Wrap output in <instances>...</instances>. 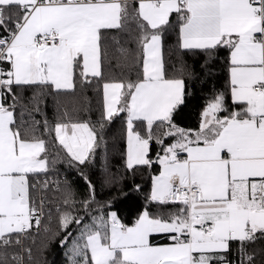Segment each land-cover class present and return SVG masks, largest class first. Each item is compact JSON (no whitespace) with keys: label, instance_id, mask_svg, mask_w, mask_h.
<instances>
[{"label":"snow or ice","instance_id":"6c2138e0","mask_svg":"<svg viewBox=\"0 0 264 264\" xmlns=\"http://www.w3.org/2000/svg\"><path fill=\"white\" fill-rule=\"evenodd\" d=\"M131 25L136 77L105 81L106 33L131 34ZM171 32L181 51L227 52V90L205 100L195 128L176 123L191 93L183 76L167 72ZM93 84L103 97L95 122H73L67 112L54 125L35 119L45 97L58 104ZM116 119L124 125L125 171L159 166L147 192L141 184L121 189L125 199L142 200L128 224L111 200L92 208L96 186L81 171L96 163ZM46 135L88 188L83 215L71 191L62 201L68 264H255L246 246L264 239V0H0V264L32 259L31 248L8 250L38 235L45 217L44 197L34 200L32 191L46 192L50 182L32 180L57 162Z\"/></svg>","mask_w":264,"mask_h":264},{"label":"trees","instance_id":"16d2710c","mask_svg":"<svg viewBox=\"0 0 264 264\" xmlns=\"http://www.w3.org/2000/svg\"><path fill=\"white\" fill-rule=\"evenodd\" d=\"M135 6V0L130 1ZM131 34H121L116 31L106 33L107 55L104 59V77L105 81L120 80V79H135L136 69L133 67V57L136 53V44L133 38L137 35V30L134 25L130 26ZM118 40L120 43L115 44L113 40ZM123 47L129 50V55L122 54L118 49ZM225 50H219L212 58L202 52L181 51L176 47L175 32L169 33L165 38L164 44V59L169 76H183L186 80L187 88L191 96L187 105L182 108L176 116V123L184 128H195L198 126L199 112L205 103V100L211 96L213 92H226L228 82V70L226 67ZM104 81H101L102 84ZM25 97L32 95L31 90L24 92ZM102 91H97L96 84L91 87L81 90L77 88L75 93L62 95L58 98V104L54 103L52 97H45L42 104L43 115H35L36 120H43L45 117L50 124H55L57 121H64V113L73 122H82L91 120L95 122L100 116L102 110ZM27 103V100L25 101ZM226 104L231 108L230 97H226ZM31 105H29V108ZM28 120V117H25ZM115 123H123L122 119H116L110 125H107L103 132V141L96 151V163L87 168H82L81 171L87 175L92 183L96 186V201L92 208L96 209L105 202L111 200L113 207L110 210L117 211L121 220L128 224L135 217L136 208L142 200L137 201L132 198L125 199L121 193L128 192L133 184H141L144 191L147 192L150 188L149 172L153 174L158 172V165H154L152 169H142L134 176L125 171L123 167V154L126 149V144L123 139L118 138V148L114 151L108 150L109 131ZM43 128H40L38 133H42ZM49 141V153L51 157L56 159L55 165L51 166L50 171L45 174H40L33 178L32 183L50 182L49 189L42 192L37 188L32 191L34 200H39L42 196L45 201V217L42 221V227L39 234L35 233L27 239L22 238L23 247L13 246L10 248L9 254L18 253L24 255V250L31 248L32 259L26 264H68L64 255L66 249L60 245V240L63 239L64 233L60 230L59 215L66 209L63 206V198L66 192L71 191L74 200L77 202L75 211L79 215L84 212L81 209L80 202L88 199V188L85 182L80 178L76 168H69L66 160L63 158L62 149L59 148L52 136H45ZM172 141L166 140L165 143ZM61 152V156L57 157L56 153ZM159 151L156 145H153L152 155L155 157ZM107 160L105 167L104 161ZM112 178H120L122 182L121 189L117 190L109 185ZM108 181L106 183L105 181ZM59 185V190H57ZM142 196V194H141ZM50 214V215H49ZM74 227V226H73ZM48 231L45 232L44 229ZM70 231L73 228L69 229ZM75 234V233H74ZM237 244L232 247V258L236 259ZM247 252L254 255L255 264H264V239H257L254 242L248 243Z\"/></svg>","mask_w":264,"mask_h":264},{"label":"rangeland","instance_id":"374dc122","mask_svg":"<svg viewBox=\"0 0 264 264\" xmlns=\"http://www.w3.org/2000/svg\"><path fill=\"white\" fill-rule=\"evenodd\" d=\"M118 136H119V138L121 140V136L118 134V131L116 129V132H114L112 134V137L111 138L114 141H112V143H111L110 146H109V140H108V150L109 151H114V150H116L118 148V138H115V137H118ZM107 138H109V137H107ZM112 181H115V182L113 183ZM109 185H111L112 188H116L117 190H119L122 187L121 179L120 178H118V179L112 178L111 181H110V183H109Z\"/></svg>","mask_w":264,"mask_h":264},{"label":"crops","instance_id":"0c3cea01","mask_svg":"<svg viewBox=\"0 0 264 264\" xmlns=\"http://www.w3.org/2000/svg\"><path fill=\"white\" fill-rule=\"evenodd\" d=\"M130 1H133V0H130ZM116 129L118 131V134L121 136V139H123L125 141V139H124V125H123V123H115L112 126L111 130L109 131V134H110V136H109V146L111 145L112 141H114L111 137H112V134L114 132H116ZM125 144H126V142H125Z\"/></svg>","mask_w":264,"mask_h":264},{"label":"built area","instance_id":"2783aa9c","mask_svg":"<svg viewBox=\"0 0 264 264\" xmlns=\"http://www.w3.org/2000/svg\"><path fill=\"white\" fill-rule=\"evenodd\" d=\"M41 227H42V225H41Z\"/></svg>","mask_w":264,"mask_h":264}]
</instances>
